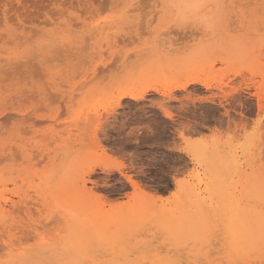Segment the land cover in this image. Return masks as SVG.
Instances as JSON below:
<instances>
[{
	"label": "rangeland",
	"instance_id": "rangeland-1",
	"mask_svg": "<svg viewBox=\"0 0 264 264\" xmlns=\"http://www.w3.org/2000/svg\"><path fill=\"white\" fill-rule=\"evenodd\" d=\"M49 2L0 40V264H264V0Z\"/></svg>",
	"mask_w": 264,
	"mask_h": 264
},
{
	"label": "bare ground",
	"instance_id": "bare-ground-1",
	"mask_svg": "<svg viewBox=\"0 0 264 264\" xmlns=\"http://www.w3.org/2000/svg\"><path fill=\"white\" fill-rule=\"evenodd\" d=\"M49 1H52V0H0V40L3 42L5 36L6 37L7 36L8 37H12L13 36V31L11 32V30L7 26V22L10 24V20L9 19H11V18L14 19V17L16 19H19L23 15V12L29 11V9L33 6V3L34 4L35 3L36 4H43V3L47 2V5H48L50 3ZM22 22L24 23V21H22ZM12 25H13V22H12ZM17 28H19V27H17ZM22 29H23V27H22ZM14 36H17V35H14ZM18 37H20V36H18ZM11 55H12V52H11ZM7 56H5L4 49H3V45L0 44V79H2L3 75H5V77H3V78H8V77H6V75L8 73L10 74L11 72L13 73V71H15V70L17 71L18 68H20L19 66L23 67L22 66L23 63L21 62V60L16 59V58H21V57H16V58L11 57V58H9ZM14 56H15V54H14ZM196 82H198V80L196 78H194V77L187 78L183 82H181L178 85H176V88L177 89H183L184 90L189 84L196 83ZM1 83H2V81H1ZM8 84H10V83H8ZM204 86L207 87L206 84H204ZM149 91L158 92L157 88L154 85H149L148 84V85H143V86H141L139 88H136L135 90H132V91L129 90V91L123 92L121 96L122 97H128V98H130V99H132L134 101H137V100L142 99L146 93H149ZM170 91H172V90H169V92ZM167 94L170 95L169 93H167ZM163 111L166 112L168 110H165L164 109ZM165 115L168 116L169 118L172 116L170 114V112L169 113L166 112ZM228 124H230V123H228ZM235 127H237V126H235ZM182 133L179 132L178 134L182 136ZM183 136H184V134H183ZM183 136H182V140L185 138ZM97 140H95V141H97L96 143L99 142V139H97ZM100 145H98V148H99ZM99 149L101 150V153L105 156V160H106L105 162H107V164L109 165V167H108V165H107V167L104 166L102 168V171H104V172L105 171H110L111 170L110 168H112V169H115V170H117L118 172L121 173L122 172L121 171V168L123 166V162L120 161V159H117V157H114L112 155H109L108 154L109 152L107 153L106 148H103L102 146H100ZM93 172H94V168L90 167V168H88L85 171V174H86V176H89ZM84 177H85V175H84ZM124 178L128 182V184L131 186V188L133 189L132 190L133 192L131 193L132 196H133L132 198H134V196H138V197L143 198L145 201H147L149 203H156V201H161L162 200L161 199V196H159V194L156 195L155 193H151L150 191L148 192V190H145L143 188V186H144L143 183L141 185L138 181L133 180L131 178V176L126 175V176H124ZM88 179H84L83 178V180L81 182V187L83 189V192L86 193V194H88V195H90L92 197V200L96 201V203H99L100 205L105 204L104 203V197H103L104 195H101L100 193L94 192L91 187L90 188H87L86 187V182H87ZM175 181L176 180H174V182ZM131 203H132V201H131ZM115 206H117V204H114V207ZM118 206H120V204ZM121 206L124 208V207L127 206V204L126 203L125 204L123 203V204H121ZM42 262L45 263V264H57V262H59V261H42ZM146 262H147V264H170L168 261H146ZM116 264H146V263H145V261H136L134 263H132L131 261H116Z\"/></svg>",
	"mask_w": 264,
	"mask_h": 264
}]
</instances>
